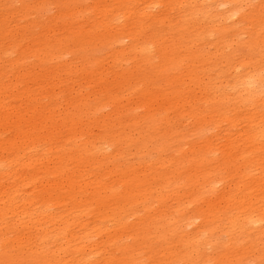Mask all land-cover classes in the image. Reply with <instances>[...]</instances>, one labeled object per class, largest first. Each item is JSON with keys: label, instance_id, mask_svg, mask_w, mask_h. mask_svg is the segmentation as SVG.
Masks as SVG:
<instances>
[{"label": "bare ground", "instance_id": "1", "mask_svg": "<svg viewBox=\"0 0 264 264\" xmlns=\"http://www.w3.org/2000/svg\"><path fill=\"white\" fill-rule=\"evenodd\" d=\"M49 2L35 4L44 30L33 35L12 0H0V264H103L93 237L117 224L122 239V212L139 215L136 204L153 200L118 202L138 190L160 201L175 233L158 236L151 253L146 234L143 243H113L124 253L117 264H264V56L237 49L245 62L236 65L228 51L254 0H97L100 16L89 6L52 15ZM129 33L137 43L110 54L105 63L118 69L106 67L96 46ZM173 55L194 87L184 84L174 103L145 100L152 83L134 80L129 63L158 57L169 68ZM121 81L126 89L114 92ZM189 133L210 136L183 147ZM160 241L167 256L157 259Z\"/></svg>", "mask_w": 264, "mask_h": 264}, {"label": "rangeland", "instance_id": "2", "mask_svg": "<svg viewBox=\"0 0 264 264\" xmlns=\"http://www.w3.org/2000/svg\"><path fill=\"white\" fill-rule=\"evenodd\" d=\"M49 1L50 2L48 4V7H50V11H51L50 14L52 15L60 11L61 12L64 11L66 13H72L74 15V10L76 8L80 6H89V7H92L93 15L95 13L97 16H100L99 10L95 9L96 7L94 6V5L97 6V3H96L97 0H61V3H59L57 0H49ZM36 2L37 0H28L27 3L29 4V9L27 11L22 10V5L19 0H12V7H11L13 9V12L16 13L18 20L20 22L23 20L22 23L30 27L29 30H31V33L33 35L34 33L41 34L44 30V27L41 26V20L38 17V13L34 9ZM244 12L245 14H250L252 12L250 18L245 23L244 32L243 34H241L239 41L235 40V42L231 46L228 47V51L231 57H233L232 60L234 64L236 65L245 62L244 56L238 53L235 56H233V53H235L237 49H240L239 53L244 52L246 54H249L253 57V59L257 61H259L264 56V0H254L253 4H249L245 7ZM170 15H174V12L171 11ZM65 19L66 21H68V20H71L72 17L70 15H67ZM126 21L127 19H123V22H126ZM166 23L167 22L164 23V27L166 26ZM111 31L115 32L116 30L112 29ZM103 32L108 33L109 31L103 30ZM137 35L138 34H134L133 36L131 33H129V35L125 37L123 34H121L119 37H125L124 40L121 42H116V40H114V43H111L112 40L107 42V39L104 38L102 45L98 44V46H96L95 48V50H99V47L100 46L102 47L100 51H96L97 55L102 58L101 62L106 67H110L113 70L118 69L112 63H108L111 59L110 54L114 50H117V49L120 50L125 46L128 47V49H130L134 44L137 43L135 41V37ZM225 35H228V33L225 32ZM10 39H12V36L8 34V37L6 38V40H10ZM88 46L89 45L84 47L86 48L85 51H82V46L80 45L77 47V49L82 54H85V55L96 53L92 45L89 46L90 48ZM171 49L173 48H170L169 50ZM182 50L183 51H181V53H185L184 48H182ZM9 51L11 52V56L13 55L12 57H15V59L19 58L20 53L19 54L12 53L13 49H10ZM22 51H23V48L21 49V52ZM141 58L142 56H137L134 59L135 61H132L129 63L130 65L129 71H131V73L133 74L132 77L134 78V80H137L139 83L142 80H146L147 78L152 83L151 84L152 88H150L149 90L150 93L145 92L143 94V97L145 100L151 101L153 99L152 95L154 94L153 96H156V95L159 96L160 102H163L162 97H164L168 99L169 102L174 103L176 100L179 99V97L184 92L185 90L184 84H190L192 88L194 87L193 82L195 81V79H192L190 81L189 75H188L189 72H188L187 63H185L182 68L177 69L178 62L176 61L175 55H173V59L169 65L170 66L169 68L162 65L165 60L164 58H162L161 60L160 58L157 57L155 60L149 59L145 62L141 61ZM106 61L108 62L105 63ZM33 63H40V60L38 59V57L35 58V61H33ZM225 64H226L225 61L221 63V65H225ZM124 66L126 67L127 65H124ZM175 79H178L179 83L175 82ZM89 88H88V91L85 92V94L94 92V87L90 86ZM125 89H126V82L124 81L123 83V81H121L114 89L115 90L114 92L118 93ZM143 89L145 88H138V91L143 92L144 91ZM187 94L188 93H184L183 95L186 96ZM135 99L139 100L140 98H135ZM127 103L128 101L126 99L122 102V104H127ZM165 103L168 104V102H165ZM108 108L109 109L105 110L106 112L104 113H107L108 111L112 110V107H108ZM61 110H63V108H61ZM139 112L145 113L144 110H139ZM133 113L134 112L128 113V116H131ZM203 120L206 122L205 119ZM186 127L192 128L193 124H190L189 126H186ZM209 136H210V133H208L207 135H203V136H197V134L189 133L181 141L182 146L187 147L190 145V146L197 147L198 145L204 143L201 141L202 139L209 137ZM79 147L81 148V146ZM80 148L77 147L76 152L77 151L79 153L82 152L83 150H80ZM131 153L133 154L130 155V162H137L140 159L139 153L136 154L135 150L131 151ZM173 155L175 154L173 153ZM71 166H73L74 169L77 168L76 164L74 163H72ZM111 179H115V176L111 177ZM144 185L145 183L140 182L138 185V188L143 187ZM106 195L107 194L100 193L99 197H102L105 199ZM140 196H142L141 198L144 200L147 197H152L153 200H149L146 204L144 203L136 204V210H139L140 212L139 215L131 216L132 214L128 213V211L122 212L123 214H125L126 217H129V218H128L127 225L124 228V232L120 235L122 237L121 240L119 239L120 237L118 238V235L115 234L114 232L115 229L118 230L119 228L117 227V224H112V230H110L108 233L105 230H103L105 232L103 237L101 236L93 237L98 245V252L100 254L97 256V258L99 259L100 263L117 264L119 261L118 258H121L124 256L123 249L120 246H114L113 243L119 244L123 241L129 242L132 245L139 244L140 242L143 243L140 237L146 234L147 243L143 244V248L146 249L148 253H151L152 252L151 246L152 244H155L154 241L158 236L167 237L170 231H173V233H175L174 228L176 226V222L173 219L169 218L168 216H165L164 214L161 216V218L159 217L160 210L162 209L160 205V201L154 199L153 195H151L149 192L141 194L140 191L138 190L132 196H130V198H127L125 196H120L118 198V202L121 203V205L125 203L126 201H128L129 199H133L132 202H135L138 200L137 198H139ZM177 204H178L177 202H173L171 201L170 198H167L166 205L168 206L169 210H173L177 206ZM200 204H204V203H199V205ZM113 206H117V204L113 203L111 207ZM90 218H92V215L89 217V219ZM153 220H155L156 222L150 223L151 221L153 222ZM131 225H135L136 229L131 228L130 227ZM141 226H144L145 229L137 228ZM190 229L191 227H188V230ZM108 234L110 236H108ZM161 243L162 241L159 242V245H156L155 257L157 259H162L164 256H167L164 253L165 250L161 248ZM132 254L137 255L138 253L135 250V251H132ZM114 255H116L117 258H113ZM136 259L138 260L139 258H136ZM131 262H132L131 260H129L128 262L121 261L122 264H130ZM146 262L147 264H152L153 258L151 257L148 258ZM258 262L259 261L252 262V264H258ZM21 264H29V262L26 259V261L21 262Z\"/></svg>", "mask_w": 264, "mask_h": 264}]
</instances>
